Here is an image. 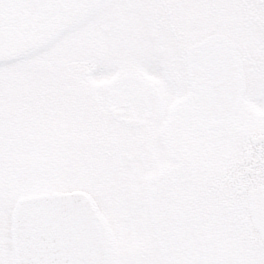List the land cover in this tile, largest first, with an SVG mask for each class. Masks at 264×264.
<instances>
[{
  "label": "snow or ice",
  "instance_id": "obj_1",
  "mask_svg": "<svg viewBox=\"0 0 264 264\" xmlns=\"http://www.w3.org/2000/svg\"><path fill=\"white\" fill-rule=\"evenodd\" d=\"M91 63L61 114L57 66ZM25 199L71 206L93 245L26 258ZM0 264H264V0H0Z\"/></svg>",
  "mask_w": 264,
  "mask_h": 264
},
{
  "label": "water",
  "instance_id": "obj_2",
  "mask_svg": "<svg viewBox=\"0 0 264 264\" xmlns=\"http://www.w3.org/2000/svg\"><path fill=\"white\" fill-rule=\"evenodd\" d=\"M200 73L202 74V77H205V79L207 78L203 65L197 63L194 66V74L199 76ZM30 202L32 203L23 202V205L20 204L21 209L18 211V213L20 212V216L18 215L16 218L15 229L18 237L20 236V239L24 236H28V239H37V241L41 239L40 250L43 253L40 254V257L69 254L71 249H65L61 242L64 241L62 239L66 236V233H68V226L74 230H80L78 234L79 240L68 239L69 245L74 242L77 243L75 249L70 253L93 245L94 241L90 222L78 218L71 206L60 205L55 201L50 200H41L40 203H36V201ZM50 210L52 211V214L46 218V213ZM58 217L60 218L59 223L56 222ZM66 220H68L67 226L65 225ZM74 233L76 234V232ZM46 242L49 246H46ZM50 244L53 245L55 252L49 255L46 248L49 249Z\"/></svg>",
  "mask_w": 264,
  "mask_h": 264
},
{
  "label": "rangeland",
  "instance_id": "obj_3",
  "mask_svg": "<svg viewBox=\"0 0 264 264\" xmlns=\"http://www.w3.org/2000/svg\"><path fill=\"white\" fill-rule=\"evenodd\" d=\"M172 14H169V10L162 11L160 13L161 17L167 22V26H171L173 19L177 16V13L173 10ZM98 65L96 63L87 64L84 66L83 73H78L75 69L68 68L65 66H57L55 70V93H56V103L61 114L69 111L73 106L72 97L78 96L80 94V85L77 79L78 75L86 76L90 81L96 82L98 75ZM120 79V77L115 78V81ZM97 99H99L97 97ZM24 107L29 112H38L40 107L45 104L46 97L41 94L38 90H28L24 93ZM15 105V99L12 101ZM32 123V121H29ZM14 131V129H13ZM167 195V194H166ZM165 195V196H166Z\"/></svg>",
  "mask_w": 264,
  "mask_h": 264
},
{
  "label": "flooded vegetation",
  "instance_id": "obj_4",
  "mask_svg": "<svg viewBox=\"0 0 264 264\" xmlns=\"http://www.w3.org/2000/svg\"><path fill=\"white\" fill-rule=\"evenodd\" d=\"M169 14H172V11L171 10H169ZM125 76H131V77H133L130 74L129 75H125ZM125 76H121L120 79L123 78V77H125ZM132 85H134V84H130L129 82L126 83V84L121 85L115 91L116 94H117V96L121 95V93L123 92L124 89H126L127 87H130ZM178 171H179L180 175H182L184 178H188V176L190 175L189 170L187 168H180ZM168 183L169 182H168L167 177L162 178V180H161V191H160V198H161V200L167 201V200H170L171 199V193H170V191L168 189Z\"/></svg>",
  "mask_w": 264,
  "mask_h": 264
},
{
  "label": "bare ground",
  "instance_id": "obj_5",
  "mask_svg": "<svg viewBox=\"0 0 264 264\" xmlns=\"http://www.w3.org/2000/svg\"><path fill=\"white\" fill-rule=\"evenodd\" d=\"M220 46H222V42L219 41V42H217V47H220ZM197 54L200 57H206V56H209L210 55L209 52H208V50H207V48L200 49ZM201 75L202 74L200 73L199 76L202 79V81H204L205 83H207V78L205 79V77H202ZM207 87H208V89L210 91L211 90V85L210 84H207Z\"/></svg>",
  "mask_w": 264,
  "mask_h": 264
}]
</instances>
